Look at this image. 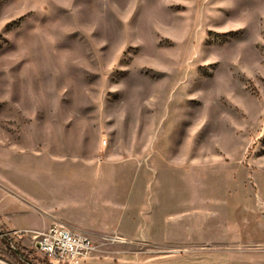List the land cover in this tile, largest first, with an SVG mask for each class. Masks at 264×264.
<instances>
[{"label":"rangeland","instance_id":"374dc122","mask_svg":"<svg viewBox=\"0 0 264 264\" xmlns=\"http://www.w3.org/2000/svg\"><path fill=\"white\" fill-rule=\"evenodd\" d=\"M52 222L84 264H264V0H0V264Z\"/></svg>","mask_w":264,"mask_h":264},{"label":"built area","instance_id":"2783aa9c","mask_svg":"<svg viewBox=\"0 0 264 264\" xmlns=\"http://www.w3.org/2000/svg\"><path fill=\"white\" fill-rule=\"evenodd\" d=\"M18 237L29 233L34 248L47 264H84L94 249L91 238L78 230L62 223L52 222L46 228L13 230ZM109 241L122 242L117 236L105 238Z\"/></svg>","mask_w":264,"mask_h":264},{"label":"trees","instance_id":"16d2710c","mask_svg":"<svg viewBox=\"0 0 264 264\" xmlns=\"http://www.w3.org/2000/svg\"><path fill=\"white\" fill-rule=\"evenodd\" d=\"M3 242H4L5 246L7 247V251H8V253L11 254L13 257H18L17 254H16V252H15V250H14V248L17 247L18 250L21 252V257H23V258H24V257L28 258V257L26 256V254H24L23 249H22L21 247H19L17 244H15V246L12 248V247L9 245V242H8L7 240L4 239Z\"/></svg>","mask_w":264,"mask_h":264},{"label":"water","instance_id":"95a60500","mask_svg":"<svg viewBox=\"0 0 264 264\" xmlns=\"http://www.w3.org/2000/svg\"><path fill=\"white\" fill-rule=\"evenodd\" d=\"M0 235H3L4 237H7V234L5 232H0ZM15 252L21 256V253L18 251L17 248H14ZM23 258V257H22Z\"/></svg>","mask_w":264,"mask_h":264},{"label":"bare ground","instance_id":"6f19581e","mask_svg":"<svg viewBox=\"0 0 264 264\" xmlns=\"http://www.w3.org/2000/svg\"><path fill=\"white\" fill-rule=\"evenodd\" d=\"M86 261V260H85Z\"/></svg>","mask_w":264,"mask_h":264}]
</instances>
